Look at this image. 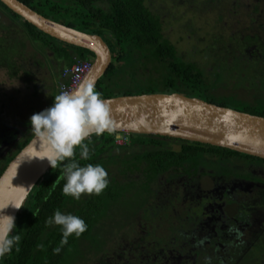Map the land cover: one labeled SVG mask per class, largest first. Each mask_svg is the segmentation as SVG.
Returning a JSON list of instances; mask_svg holds the SVG:
<instances>
[{"label":"trees","instance_id":"1","mask_svg":"<svg viewBox=\"0 0 264 264\" xmlns=\"http://www.w3.org/2000/svg\"><path fill=\"white\" fill-rule=\"evenodd\" d=\"M19 1L46 18L102 38L111 53L110 66L95 85L102 99L175 92L206 100V94H210L203 69L183 60V56L164 36L160 18L148 10L144 0ZM7 48L13 50L9 55ZM19 58L37 70H48L52 66L61 73V68L70 66L75 60L94 59V56L87 49L66 44L41 32L0 2V70L4 68L10 77H17L19 72L28 77L23 65L17 63ZM211 99L207 96L206 101L213 103ZM53 102L54 99L51 104ZM263 112L249 113L264 117ZM115 135L112 132L90 135L84 141L89 146L87 159L81 157L79 147L75 149L74 158L81 166L91 163L105 168L108 187L100 195L83 194L76 200L63 194L65 180L54 183L63 174V164L69 161L50 166L29 192L15 220L13 234L20 235V243L10 253L0 257V264L108 263L109 260L100 254L97 247L93 227L105 217H113L115 203H125L120 200V194L125 191L130 176H134L131 175L132 169L135 163L137 165L139 155L154 160L159 171L172 168L181 159L195 165L205 164L204 158L212 155L232 159L244 157L249 162L264 164L263 159L228 149L159 135L126 134L129 142L118 146ZM33 136L34 133L15 145L3 160L0 175ZM170 142L177 143L180 149L174 151L169 146ZM126 201H130L129 198ZM56 210L79 216L88 226L79 238L70 236L59 254H54L53 249L61 247V227L54 224L46 226V220ZM119 211L117 207L115 214ZM38 245H43V249ZM16 247H19V252Z\"/></svg>","mask_w":264,"mask_h":264},{"label":"rangeland","instance_id":"2","mask_svg":"<svg viewBox=\"0 0 264 264\" xmlns=\"http://www.w3.org/2000/svg\"><path fill=\"white\" fill-rule=\"evenodd\" d=\"M144 1L148 10L160 18L162 30L167 40L172 42L179 53L184 54L183 60L195 63L198 67L205 69L204 72L209 83L208 90L210 89V94H206V100L208 96V98H212L210 101L213 104L241 112H263L264 84L260 85L255 82L254 78L256 76H253L260 73V71L262 72L260 69L261 62H259L261 60L252 59V67L251 59L247 58L245 52L246 44H249L250 39L244 34H258L264 38V0ZM234 2L236 6L237 4L239 6L240 2V6L233 11L232 4L234 5ZM235 11L237 15L233 16L232 13ZM227 17L232 19L228 25L224 24ZM234 18L237 20V25L235 24L233 28L232 24L234 22L232 21ZM220 19L221 22H219ZM234 30L239 32L230 38L231 31ZM12 51L11 48H7L6 53L9 55ZM209 51L210 53H208ZM23 58H19L17 63L23 65V70L28 72L29 78L21 72L17 77H10L4 68L1 67L0 70V166L3 160L14 150L15 145L33 133L30 117L45 110L48 105L51 107L61 81L60 72H56L52 66L48 70H37L31 67L29 62H25ZM211 64L212 69L208 72L206 67L207 65L210 67ZM255 79L257 80V77ZM256 107H259V109ZM123 136L125 137L123 138ZM121 139L122 142H128L126 134H123ZM169 146L174 151L180 149L177 143L170 142ZM138 157L140 161L138 160V165L134 164V170L131 174L135 175L132 178L130 176L125 187L127 192L133 189L134 183L143 174H147V178L156 176L158 185L162 181L164 182L167 177L174 175L173 170H177V173L181 174L194 173L198 169L194 162L190 163L185 159H181L177 160L172 168L159 171L154 160L152 161L144 155ZM240 159L245 160L244 157H240ZM246 162L249 161L246 160ZM200 169L206 171L205 167ZM158 173L162 175H157ZM255 173L260 176L264 175V169L257 166ZM243 174H245L244 171ZM178 177L174 180L177 181ZM178 193L172 197V204L174 199H179V197L177 198ZM133 201L134 198L128 202L125 201L123 204L126 211L128 207L130 208L127 213L129 216L134 214ZM135 202H137V197ZM149 206L140 209L137 215L138 221L143 223H145L149 214L155 217L144 224L145 241L150 242L152 245V247H148L147 243L144 245L148 252L143 249L136 252H121L124 243L131 237L136 235L139 237L140 228L138 225L119 229L117 224H112L111 220L105 217L103 224L93 227L94 238L100 254L109 260L112 259L110 264H173V261L177 263L179 259L181 261L178 264H217V262L211 260L210 251L207 245L202 242V237H206L203 231L208 228L204 226L196 228V225H198L197 215L195 216L192 213L193 219L189 217L181 225L176 226L178 229L173 230L169 226L170 231L157 236L153 233L152 227H156L158 223L168 221L170 218L166 219L160 212H155L158 208L156 204L155 206L151 204ZM186 213L189 214L188 209H185L184 214ZM184 223L185 226H183ZM181 231L188 232L190 235L192 232L198 234L202 231L201 239L196 240L195 244L197 255L196 253L193 255L186 245L185 249H181L180 254L177 252L176 246H180L182 240ZM123 235H128L126 241H124ZM116 239H118L117 242ZM149 252L151 255H149ZM165 255L168 257L163 260ZM228 255L230 258L224 260V264H264V245L253 246L249 250L242 246L239 249L236 248L235 252H229ZM118 256L121 258H118Z\"/></svg>","mask_w":264,"mask_h":264},{"label":"water","instance_id":"3","mask_svg":"<svg viewBox=\"0 0 264 264\" xmlns=\"http://www.w3.org/2000/svg\"><path fill=\"white\" fill-rule=\"evenodd\" d=\"M20 18L50 37L89 50L93 63L83 82L94 85L106 73L111 53L96 34L64 26L37 13L19 0H0ZM79 85V86H80ZM78 86V87H79ZM109 106L119 138L124 134L159 135L228 149L264 160V117L206 102L181 93H153L103 99ZM47 157V158H46ZM52 150L35 135L10 160L0 175V216H14L36 182L51 166Z\"/></svg>","mask_w":264,"mask_h":264},{"label":"flooded vegetation","instance_id":"4","mask_svg":"<svg viewBox=\"0 0 264 264\" xmlns=\"http://www.w3.org/2000/svg\"><path fill=\"white\" fill-rule=\"evenodd\" d=\"M239 6L238 4L236 6L234 2V5L232 4L233 11ZM232 14L236 16L237 12L235 11ZM231 20L228 17L225 18L224 24L228 25ZM219 22H221V19ZM232 22H234L232 24L234 28L237 20L234 18ZM231 32L230 38L239 31L234 30ZM244 36L250 39L249 44H246L245 52L247 58L251 59L252 67V59L261 60L259 62H261L260 69L262 72L260 71V73L253 76L257 77V80L255 77L254 81L262 85L264 84V38L258 34H244ZM179 54L184 56L182 53ZM211 69L212 64L210 67L207 65L206 70L209 72ZM251 97L254 98L255 96ZM127 143L125 141L120 144L115 142L118 146H123ZM204 161L206 163L197 164V168L205 167L206 171L202 169L198 171L197 169L194 173L178 174L173 172L174 175L167 177L164 182L162 181L158 185L156 176L147 178V174H143L134 183L133 189L128 192L127 190L123 191L120 194L122 202H125L128 198L129 200L134 198V214L132 216L127 215L130 208L128 207L126 211L125 208L120 207L123 204L115 203L113 205L115 207L113 208V217L107 219L111 220L112 224H117L119 229L134 225H138L140 228L139 237L136 235L124 243L122 253H125V251L136 252L139 249L147 251L144 246L146 243L148 247H152L150 242L145 241L146 231L144 224L155 217L149 214L145 223L139 222L137 217L140 209L147 208L150 204L154 206L156 204L158 207L155 212H160L166 219L170 218V220L158 223L156 227H152L153 233L157 236L170 231L171 228L169 226L173 230L178 229L177 225H181L189 217L193 219L192 213L195 216L197 215L198 225H196V228L200 226L208 228L203 231L206 237H202V242L207 245L211 260L217 262V264H224V260H229V252H235L236 248L239 249V247L243 246L246 250H249L253 246L264 245V175L254 174L255 168L260 166V168L264 169V164L246 162V160H241L240 158L232 159L231 157L217 159L215 156H206ZM243 171L245 174H243ZM157 175L162 174L158 173ZM176 177H178L177 181L174 180ZM176 193H178L177 198L179 197V199H174L172 204L171 199ZM127 195H129L128 198ZM136 197L137 202H135ZM139 197L141 198L138 200ZM189 200L190 202H188ZM152 201L154 202L153 204ZM117 207L120 208V211L115 214ZM185 209L189 210V214H184ZM183 218L185 220H182ZM103 223L104 220L100 221L99 224ZM183 226H185V223ZM201 233L202 231L198 232V234L192 232L190 235L188 232L181 231L182 240L180 246H176L177 252L180 254L181 249H185L186 245L188 250L190 249L194 255L196 253V240L201 239ZM122 237L126 241L128 235H123ZM117 241L118 239H116ZM149 255H151L150 252ZM167 257L165 255L163 260ZM118 258L121 257L118 256ZM180 261V259L177 263L173 261V264H178ZM111 262L112 259L105 264H110Z\"/></svg>","mask_w":264,"mask_h":264},{"label":"clouds","instance_id":"5","mask_svg":"<svg viewBox=\"0 0 264 264\" xmlns=\"http://www.w3.org/2000/svg\"><path fill=\"white\" fill-rule=\"evenodd\" d=\"M30 123L37 140L50 146L52 158L48 160L52 167L57 163L63 164L65 160L69 161L63 164V174L54 182L65 180L62 189L65 196L79 200L83 194L100 195L108 187V172L104 167L91 163L81 166L74 158L77 147L81 149L83 159L89 157V146L84 141L90 135H101L112 130L113 121L109 106L102 99V94L96 91L94 82H83L75 91H62L54 97L51 107L33 114ZM123 134H120L119 139ZM117 138L115 135L116 143ZM8 205L0 207V210ZM13 206L16 209L22 207L15 204ZM53 224L60 226L62 230L61 247L54 248V254L60 253L70 236L79 238L88 227L79 216L64 214L60 210H56L53 216L46 220V226ZM15 227L14 216H0V257L10 253L13 247L20 243V235L13 234ZM38 247L43 249L44 246ZM19 250V247H16V251Z\"/></svg>","mask_w":264,"mask_h":264},{"label":"built area","instance_id":"6","mask_svg":"<svg viewBox=\"0 0 264 264\" xmlns=\"http://www.w3.org/2000/svg\"><path fill=\"white\" fill-rule=\"evenodd\" d=\"M92 62V58L75 60L70 66L64 68L60 73L61 81L57 94H60L62 91H75L89 72ZM116 141L119 144L122 142L119 138Z\"/></svg>","mask_w":264,"mask_h":264},{"label":"crops","instance_id":"7","mask_svg":"<svg viewBox=\"0 0 264 264\" xmlns=\"http://www.w3.org/2000/svg\"><path fill=\"white\" fill-rule=\"evenodd\" d=\"M66 67H68V66H66ZM65 66L62 68V70L64 69V68H66ZM62 70H60V71H62Z\"/></svg>","mask_w":264,"mask_h":264}]
</instances>
